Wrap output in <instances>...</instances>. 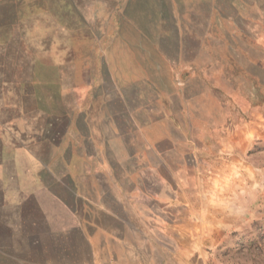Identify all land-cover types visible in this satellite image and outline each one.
<instances>
[{
    "label": "crops",
    "instance_id": "1",
    "mask_svg": "<svg viewBox=\"0 0 264 264\" xmlns=\"http://www.w3.org/2000/svg\"><path fill=\"white\" fill-rule=\"evenodd\" d=\"M199 5L166 6L161 40H118L130 66L74 103L86 132L58 167L27 151L25 115L2 94L0 264H225L264 207V9Z\"/></svg>",
    "mask_w": 264,
    "mask_h": 264
},
{
    "label": "rangeland",
    "instance_id": "2",
    "mask_svg": "<svg viewBox=\"0 0 264 264\" xmlns=\"http://www.w3.org/2000/svg\"><path fill=\"white\" fill-rule=\"evenodd\" d=\"M240 1L213 0V3L222 13L232 14L233 4ZM199 3L200 0H0V103L4 94L12 109L19 107L25 115L27 151L39 153L49 167L60 166L68 138L77 135L76 131L86 132L83 113L77 109L72 113L74 103L75 107L80 101L87 106L95 103L94 95L99 97L104 90L114 88V74H125L119 66H130L132 49L119 46L118 40L139 41V28L161 40L168 6L173 11L182 9L190 14L195 8L199 12ZM244 3L251 5V17L258 15V8L264 9V0H244ZM209 5V1L202 5L204 12ZM147 49L151 50H136L143 55ZM68 109L69 115L62 116ZM9 114H14L13 110L0 108V125L8 120ZM12 126L14 130L10 132L6 123L5 130L10 136L20 133ZM1 130L2 125L0 136L4 141H13ZM40 137H49L52 143L40 144ZM35 162L28 156L21 161L27 167L42 165ZM9 212L0 193V217ZM259 263H264V207L225 258V264Z\"/></svg>",
    "mask_w": 264,
    "mask_h": 264
}]
</instances>
